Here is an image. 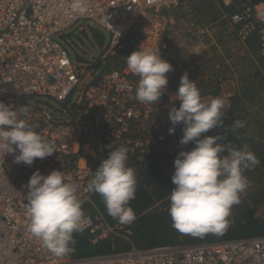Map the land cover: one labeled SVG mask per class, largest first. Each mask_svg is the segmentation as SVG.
<instances>
[{
    "label": "built area",
    "instance_id": "2783aa9c",
    "mask_svg": "<svg viewBox=\"0 0 264 264\" xmlns=\"http://www.w3.org/2000/svg\"><path fill=\"white\" fill-rule=\"evenodd\" d=\"M186 1L81 0L83 10L74 11L73 0H0V101L16 109L30 103L22 118L56 148L53 155L28 166L15 163L14 154L0 147V264H264V235L147 248L132 244L123 251L73 257L54 255L29 231L24 186L37 169L43 174L62 170L79 185L83 204H94L87 184L97 162L108 156V145L138 155L188 146L179 143L183 125L174 134L168 131L178 88L168 83L161 100L142 103L136 97L140 78L126 63L142 43L159 47L164 56L177 11ZM231 20L239 25L241 39L256 32L264 55V0H246ZM83 21L108 37L101 59L132 39L122 66L99 69L70 54L64 36ZM95 208L93 215H86L89 223L83 231L92 243L120 228Z\"/></svg>",
    "mask_w": 264,
    "mask_h": 264
},
{
    "label": "clouds",
    "instance_id": "9594fccd",
    "mask_svg": "<svg viewBox=\"0 0 264 264\" xmlns=\"http://www.w3.org/2000/svg\"><path fill=\"white\" fill-rule=\"evenodd\" d=\"M74 11H82L81 0H73ZM141 46L127 56V67L140 79L136 97L142 103L161 100L169 83L167 73L174 70L163 58L160 48ZM175 101L169 112V134L183 125L180 145L194 144L191 150L182 147L174 160L168 209L172 226L181 233L203 237L209 233L223 234L229 227L234 205L241 203V195L250 187L245 172L260 163L247 145L237 148L226 143V136L205 135L214 128L225 127L228 110L222 96L204 100L196 80L186 71ZM30 103L18 109L0 101V147L14 154L15 163L31 166L37 158L44 159L56 152L53 141L45 138L25 118ZM245 121L234 122L243 128ZM111 149L94 171L87 191L99 194L107 212L120 224L136 220L130 201L136 197L138 181L133 167L128 164V149L108 145ZM29 231L44 247L56 256L74 251V233L83 232L89 221L79 199V185L60 169L49 174L36 170L24 186Z\"/></svg>",
    "mask_w": 264,
    "mask_h": 264
},
{
    "label": "trees",
    "instance_id": "16d2710c",
    "mask_svg": "<svg viewBox=\"0 0 264 264\" xmlns=\"http://www.w3.org/2000/svg\"><path fill=\"white\" fill-rule=\"evenodd\" d=\"M235 1L237 5L232 14L240 11L243 4L246 2V0ZM188 4L189 2L187 0L186 3L179 8L177 15L185 17L189 12ZM90 29L91 36H88L90 40L92 38L94 44L99 47V54L89 61H83L90 62L91 65L99 69L122 66L124 58L132 46V39H127L124 49L119 50L113 56L101 59L100 50L107 43L108 37L95 26H91ZM236 29V31H238V24H236ZM236 36L240 42L250 46L254 54V64H259L264 70V55L260 52L256 32L251 33L245 39H241L238 33H236ZM178 48H180V43L172 39L169 49L165 52L163 58L171 62L173 60V50L177 51ZM181 72L179 67L174 66V70L167 73L169 83L174 88H178L180 85V79L183 75ZM255 86L256 85H252L248 87V89L245 88L254 94L256 91L259 92L264 89V86H261V88ZM212 87L216 88L215 86ZM199 88L201 89V93L210 92L203 86H199ZM216 89L211 90V92L216 93ZM239 98L240 95H237V99L235 100L236 105L235 101L233 104L236 106L235 110L239 112V114H234V118L240 121L246 120L245 126L243 128H234L233 120L225 115V127L214 128L208 133H205V135L220 134L226 136L227 143H231L237 148L243 147L248 143V149L253 151L260 160L257 166L245 172V175L250 181V187L246 190L247 197H241V203L233 206L229 217V227L223 234L217 235L209 233L203 237H194L190 234L181 233L172 226V220L168 209L170 207L171 189L174 188L175 185L172 183L171 170L169 171L167 166H171L174 169V160L182 148L173 153H167L162 150L152 152L148 155L128 153V164L135 169L138 181L136 197L134 200L130 201V206L136 213V220L133 223L128 225L120 224L118 220L110 216L105 207L103 198L97 193L93 194L94 204H83L85 214L93 215L96 212L95 207H97L112 225L122 227V229L125 230L129 229L131 231L128 233L131 239L130 242H133L135 246L141 248L167 244L214 242L264 235V210L259 212L260 206L264 205V118L262 119L260 117V112H247L246 108L239 103ZM253 102L256 103V101ZM68 103L69 102L65 103L64 106H68ZM179 104L180 102H177V107H179ZM255 136H257V138H255ZM192 147H194V144H189L185 149L191 150ZM106 157L107 155H104L103 159ZM102 160L97 162L96 169ZM74 238L76 240V244L73 246L74 251L68 253L73 257L101 254L111 251H123L131 247L129 241L119 236L107 237L97 243H92L91 235L86 232L74 233Z\"/></svg>",
    "mask_w": 264,
    "mask_h": 264
},
{
    "label": "crops",
    "instance_id": "0c3cea01",
    "mask_svg": "<svg viewBox=\"0 0 264 264\" xmlns=\"http://www.w3.org/2000/svg\"><path fill=\"white\" fill-rule=\"evenodd\" d=\"M188 2L189 12L185 17L177 15L173 26V39L180 43V48L177 51L173 50L172 53L173 66L184 72L193 64L197 71L192 72L190 78L196 80L197 85L210 91L201 93L204 100L210 101L217 96L224 97L228 105L226 115L233 122L237 121L234 114H239L233 105L237 95H240L238 101L247 112H260L263 119L264 89L256 91L255 94L247 89L252 85L258 88L264 86V70L259 64H254V54L250 46L237 39L236 24L231 20L237 2L235 0H188ZM192 42L195 45H192ZM193 46L197 53L201 51L197 58L202 59L201 65L194 63V58L190 55V59L188 55L186 57ZM180 54L185 55L186 62H177ZM200 68L203 71H200ZM213 89L217 92L212 93ZM246 145L249 147L248 143ZM167 168L173 175L175 170L171 166ZM241 197H247V191ZM260 207L264 208V205ZM126 231L131 232L129 229ZM131 244L135 245L133 242Z\"/></svg>",
    "mask_w": 264,
    "mask_h": 264
},
{
    "label": "rangeland",
    "instance_id": "374dc122",
    "mask_svg": "<svg viewBox=\"0 0 264 264\" xmlns=\"http://www.w3.org/2000/svg\"><path fill=\"white\" fill-rule=\"evenodd\" d=\"M90 27H91V25L88 24L87 21H83L80 23V25L78 24V26L73 28L70 31V33H67L66 38H65V40L67 41V46L69 47V50H70V54L72 56H74L76 59H78L79 61H83V60L89 61L91 58H94L95 56L97 57V55L99 54V47H97V45L94 44V42L92 41V38L90 40V38L88 36V35L91 36ZM193 43L194 42H192V45H195ZM194 47L195 46L190 47L191 52L189 51L190 53L186 54V57H187V55H188V57L190 55L191 58H194V63L197 62L198 64L201 65L202 59H197L199 57V54H201V51H200V53H197L195 51ZM186 57H185V55L180 54L177 57V60H178L177 62H179V63H182L183 61L186 62ZM189 59H190V57H189ZM190 65H189L190 68L185 69L184 72H182V73L184 74L187 71L189 76L191 77V73L197 71V69L194 67L193 64H190ZM199 67H201V66H199ZM202 67H203V65H202ZM201 68H200V71H203ZM94 199H95V196H94ZM95 202H96V200H95ZM96 204H97V202H96ZM263 209L264 208H260L259 212H262ZM117 232H118L117 234H114L111 236H119V237L124 238L125 240H127L129 242L131 241L130 236H128V233L125 229L119 228V230ZM130 245H132L131 242H130Z\"/></svg>",
    "mask_w": 264,
    "mask_h": 264
}]
</instances>
